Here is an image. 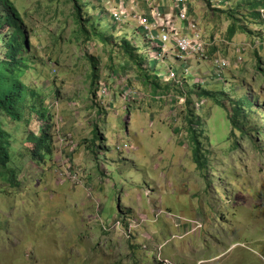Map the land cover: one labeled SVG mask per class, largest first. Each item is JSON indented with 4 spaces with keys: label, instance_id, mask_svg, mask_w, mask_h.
<instances>
[{
    "label": "rangeland",
    "instance_id": "1",
    "mask_svg": "<svg viewBox=\"0 0 264 264\" xmlns=\"http://www.w3.org/2000/svg\"><path fill=\"white\" fill-rule=\"evenodd\" d=\"M11 1L23 19L30 55L28 66L16 69L28 94L20 120L0 113V127L12 141L7 173L14 171L13 179L0 175V264H158V256L175 264H264V68L253 67L250 52L258 41L236 63L225 42H250L244 33L228 38L231 21L221 10H240L241 17L243 2L212 7L190 0L205 39L219 42L212 53L231 61L224 79L212 78L208 59L191 62L194 77L164 84L156 75L166 64L152 61L142 28L135 21L115 25L102 0L90 3L91 16L112 37L86 45L76 39L69 0ZM242 20L248 31L258 28ZM122 38L137 47L142 65L125 62L117 45ZM91 57L98 70L94 85ZM0 58H7L1 43ZM172 65L183 73L178 62ZM98 84L108 87L105 97L97 96ZM124 87L138 89L140 98L124 100ZM183 94H190L191 104L180 103ZM201 95L206 104L197 109ZM241 106L247 134L229 117ZM190 118L200 134V166ZM57 125L75 136L71 158L82 169L83 184L55 175L68 155L55 142ZM45 126L52 154L34 161L30 151ZM125 144L129 151L116 149ZM192 220L202 229L180 239L177 221L184 227Z\"/></svg>",
    "mask_w": 264,
    "mask_h": 264
},
{
    "label": "built area",
    "instance_id": "2",
    "mask_svg": "<svg viewBox=\"0 0 264 264\" xmlns=\"http://www.w3.org/2000/svg\"><path fill=\"white\" fill-rule=\"evenodd\" d=\"M129 2L131 8L123 5L113 7L109 12L110 17L117 26L125 25L129 21H135L143 29L144 37L151 44L152 61L166 64L165 71L159 72L156 75L160 83L179 82L181 77L183 78V76L191 74L194 77L193 68L190 67L191 62H203L208 59H211V62L214 64L213 71L211 72L212 78L220 82L224 79V71L231 67V61L220 53H212V50L219 47V42L217 39L209 41L205 39L198 20L190 13V0H171L172 9L169 12H164L161 10L160 5L151 3L148 14H141L136 9L137 0H129ZM230 2V0H209L211 6L219 5L220 7L222 5L229 6ZM260 12L262 19H264V8L260 9ZM256 41H258L260 47L264 44V37L262 41L248 40L251 46L246 42L233 43V45L230 41H226L225 43L234 49L237 55L235 59L236 63L242 64L247 51L252 46L255 48ZM173 61L181 65L183 69L182 74L172 65ZM200 78L199 84L204 85L206 78L204 76ZM122 90L123 99L126 101L140 98V91L138 89L124 87ZM108 92L107 86L102 85L100 87L99 84V96L102 94L105 97ZM183 95L181 96L182 98L179 96L178 99L180 98V103L184 105L187 102V94ZM205 104L206 101L203 98L197 97L195 99L194 105L197 109L202 108ZM54 131L57 146L67 153L74 152L77 147L75 136L72 133L63 132L59 125L56 126ZM130 148L128 144H125L123 148L118 146L116 149L118 151H129ZM60 166V169L55 174L58 180L70 181L75 185L84 183L81 178L83 176L82 169L76 167L71 160L61 161ZM176 226L180 229V239L187 237L188 234L199 233L203 227L198 220H192L186 223L184 227L177 221ZM156 261L158 264H175L171 260L162 259L161 256L156 257Z\"/></svg>",
    "mask_w": 264,
    "mask_h": 264
},
{
    "label": "trees",
    "instance_id": "3",
    "mask_svg": "<svg viewBox=\"0 0 264 264\" xmlns=\"http://www.w3.org/2000/svg\"><path fill=\"white\" fill-rule=\"evenodd\" d=\"M56 1V0H55ZM73 4V16L74 20L79 26L78 30L75 32L77 40H83L82 42L86 45L91 40L99 39L104 43H109V39L112 36H108V27L107 34L102 33L101 26L96 22L90 12V3L96 2V0H69ZM210 5V3L208 2ZM241 17L239 13L240 10L222 9V13L228 15L231 23L228 27V38L232 40L238 33L250 34L253 33L252 30L248 31L242 25V18H245V22L253 23L256 21L259 24H264V19L261 17L260 9L264 8V0H245L243 3ZM241 7L239 9H241ZM245 11V12H244ZM107 12V10H106ZM108 13V12H107ZM0 43L2 47L6 49V57L0 58V113L5 114L13 120H20V111L22 105L27 102V91L26 84L22 77H19L17 71L20 68H26L28 66V56L30 55V45L27 43V35L24 30L23 19L15 7L14 3L11 0H0ZM121 49V55L124 58L125 62L128 64L134 63L142 65L144 60L141 59L138 55V49L135 47L132 42L127 38H122L120 44H117ZM258 53L255 51V56ZM91 62L93 63V69L91 73L92 85L97 82L98 70H97V61L94 57H91ZM262 60H257V69L261 70ZM263 67V66H262ZM264 68V67H263ZM263 75V73L261 74ZM155 85V84H153ZM158 87L157 85H155ZM170 88V87H169ZM99 90V84H98ZM97 90V96H98ZM204 91V90H202ZM201 91V92H202ZM156 92V91H155ZM162 92L169 93V89L163 88ZM158 93V91H157ZM33 94V93H31ZM179 94H182L181 92ZM191 94V93H190ZM190 94L187 95L186 104H191ZM201 94L210 95V93L202 92ZM198 96L199 98L204 96ZM33 97H37V94H33ZM216 102L222 105V101L216 99ZM226 103V102H224ZM193 105V103H192ZM223 106V105H222ZM43 104H40L41 115L44 117L45 113L42 111ZM227 107V104L223 106ZM236 115H232V112L229 111V117L233 123L234 127L240 129L244 134H247L248 131H245L243 127L244 118L246 110L244 108L238 107L236 109ZM189 139L193 143V156L194 161L199 165L202 163V154H201V142L199 139V133L194 130L195 120L189 119ZM234 135V131H232ZM97 136V132H96ZM38 141V143H37ZM52 139L49 135V128H46L42 131V135L39 139H36L34 142V147L30 151L34 161H42L45 158V154H52ZM11 136L0 127V175L1 177L14 178L13 173H7L8 168L12 162L10 151H11ZM200 166V165H199Z\"/></svg>",
    "mask_w": 264,
    "mask_h": 264
},
{
    "label": "crops",
    "instance_id": "4",
    "mask_svg": "<svg viewBox=\"0 0 264 264\" xmlns=\"http://www.w3.org/2000/svg\"><path fill=\"white\" fill-rule=\"evenodd\" d=\"M103 2H100L102 5H103V7L108 11H110L113 7H115V6H121V5H123V6H125V7H127L128 6V8H131V6H130V2H129V0H102ZM231 1V0H230ZM245 0H238L237 2H244ZM191 2V1H190ZM206 2H209V0H206ZM232 2V1H231ZM151 3H155V4H157V5H160V7H161V10H163L164 12H169L171 9H172V3H171V0H137V7H136V9L141 13V14H148L149 13V5L151 4ZM212 7H215V6H212ZM190 13L193 15V16H195L196 17V14H194V9H193V6L190 4ZM254 24H256L255 26H257L258 28H255V30L254 29H252V31H253V34L252 35H250V34H245L246 35V38H245V40H261L262 38H263V35H264V24H259V23H257L255 20L254 21H252ZM257 30V31H256ZM140 35H143V36H145V34H144V31L142 30V29H140ZM261 32H262V35H261ZM257 34H260V36H257ZM239 35H236L233 39H232V41L233 40H236V38L238 37ZM255 51H257V53H258V57H256L255 56ZM250 53H252L253 55H254V58H253V62H254V65H253V67H254V69H257V60H262V66L264 67V56H263V53H264V44H262L260 47H258V48H256V49H254L252 52H250ZM177 66V65H176ZM201 67V66H200ZM201 70H202V72H203V69L202 68H200ZM258 70V69H257ZM63 130V129H62ZM63 132H65V133H70V131H64L63 130ZM72 133V132H71ZM55 145V144H54ZM76 145H78L77 143H76ZM75 151H76V149H75ZM75 151L74 152H69L68 153V155L67 156H65V158L63 159L64 161L65 160H67V159H69V160H71L73 163H74V161L72 160V158H71V156H73V155H75L74 153H75ZM79 159H81L80 161H78V162H82V159H83V162H85V160L87 161V159L86 158H80L79 157ZM62 160V161H63ZM93 177H89V179H92ZM92 185H94V183H92L91 184V186ZM194 248L195 247H192L191 249L192 250H194ZM176 251V250H175ZM182 255L184 256V253H182ZM175 256H178V253H177V251H176V253H175Z\"/></svg>",
    "mask_w": 264,
    "mask_h": 264
},
{
    "label": "clouds",
    "instance_id": "5",
    "mask_svg": "<svg viewBox=\"0 0 264 264\" xmlns=\"http://www.w3.org/2000/svg\"><path fill=\"white\" fill-rule=\"evenodd\" d=\"M109 12H110V11L108 10V13H109ZM109 15H110V14H109ZM263 37H264V36H263ZM150 51H151V50H150ZM42 103H43V102H42ZM44 117H45V120H46V114L44 115ZM47 127H48V126H47ZM45 128H46V126H45ZM45 128H44V129H45ZM55 128H56V126H55ZM55 128H54V130H55ZM3 129H4V128H3ZM44 129H43V130H44ZM43 130H42V131H43ZM42 131H41V135H42ZM6 132H7V131H6ZM7 133H8V132H7ZM8 134H9V133H8ZM40 137H41V136H40ZM30 141H31V140H30ZM10 153H11V151H10ZM11 159H12V158H11ZM11 163H12V162H11ZM10 165H11V164H10ZM13 174H14V171H13Z\"/></svg>",
    "mask_w": 264,
    "mask_h": 264
}]
</instances>
